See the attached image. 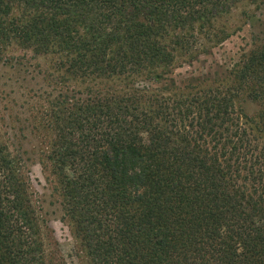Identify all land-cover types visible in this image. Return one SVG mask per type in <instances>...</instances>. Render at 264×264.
I'll use <instances>...</instances> for the list:
<instances>
[{"label": "trees", "instance_id": "trees-1", "mask_svg": "<svg viewBox=\"0 0 264 264\" xmlns=\"http://www.w3.org/2000/svg\"><path fill=\"white\" fill-rule=\"evenodd\" d=\"M241 1L0 0L1 43L93 81L61 86L41 113L46 160L91 264H264V41L218 84L134 83L163 80L176 49ZM242 99L261 105L257 120ZM41 225L0 140V264H48Z\"/></svg>", "mask_w": 264, "mask_h": 264}, {"label": "rangeland", "instance_id": "rangeland-1", "mask_svg": "<svg viewBox=\"0 0 264 264\" xmlns=\"http://www.w3.org/2000/svg\"><path fill=\"white\" fill-rule=\"evenodd\" d=\"M20 13V8L14 6L12 17ZM194 35L193 47L176 49L174 62L164 70L163 80L144 81V77H137L135 85L161 89L179 86L190 78L206 85L218 84L244 55L264 41V0H243ZM56 62L55 55L34 54L15 41L0 42V140L28 178L42 220L47 263L91 264L65 216L58 180L46 160L51 133L41 113L61 86L82 91L93 81L63 77ZM94 84L98 89L111 85ZM115 86L119 88L121 84ZM258 105L245 99L237 102V108L250 120L259 117Z\"/></svg>", "mask_w": 264, "mask_h": 264}]
</instances>
